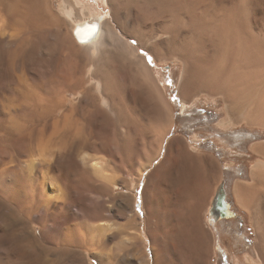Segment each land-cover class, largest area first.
I'll return each instance as SVG.
<instances>
[{
	"label": "rangeland",
	"instance_id": "rangeland-1",
	"mask_svg": "<svg viewBox=\"0 0 264 264\" xmlns=\"http://www.w3.org/2000/svg\"><path fill=\"white\" fill-rule=\"evenodd\" d=\"M77 1L89 11L106 16L109 21H112L111 23L114 22V12L124 10L119 4L121 0H114L111 6L105 0ZM128 1L125 0V3L127 2L125 8L128 14L130 13L128 32L133 34L135 26L141 24L140 29L144 30L142 37H145V44L153 45L162 42L159 45L161 57L158 58L144 48L139 40L130 38V42L139 47L138 53L145 57L151 68V78L143 72L139 73V77L145 87L157 97L159 89L167 104L163 106L161 123L152 116L149 107L142 99L137 80L127 68L128 60L124 58L127 53L123 49L125 54L118 44L117 47L114 46L112 44L114 40L109 38L108 34L104 40L108 37L113 42L108 40L107 45L103 43L99 50L90 48L89 50L87 45L75 38L72 23L67 22L70 30L68 37L62 39L57 31L54 33L52 31L51 34L46 33L45 37L42 35L43 38L40 39H44L43 42L40 39V41L37 40L40 45L37 42L25 44L18 38L8 37L9 31L14 28L10 29L6 25L8 21L5 18L6 35H2L4 39L0 36V42L6 41V45L3 44L0 47V133L6 134L14 128L18 129L17 127L23 130V117L19 119L22 121L21 125L19 120L11 116V110L15 107L21 109L38 106L40 97L55 89L57 91L55 101L61 103L63 101L62 87L72 89L79 84L83 90L91 89L90 95L94 94L95 96L92 97H96L95 101L92 99L93 102L86 103L85 107L89 105L87 109L98 108L105 113L104 121L107 120L112 124L114 132L109 137L115 138L113 142L117 141L122 149L117 158L114 157V149L106 140L110 132L103 128L90 129L88 131L90 135L85 129L87 136L84 138L87 139V143L74 147L76 158L87 176L82 174L80 176L77 172L73 174L75 179L73 195L76 199H85L90 208L89 217L85 215L70 221L67 212L62 210V203L67 199L69 190L53 175V172L49 174L48 180L45 182L41 180V189L44 193L46 191V196L54 198L50 200L51 202L43 201L41 205L52 206L55 202L52 206V209L56 207L55 211L58 210L54 213L55 219L40 223L38 219L40 214H31L30 208L28 209L27 197H24L23 201V205L26 202L27 207L14 206L0 194V264H171L170 253L175 244L182 245L187 252H196L195 240L197 243L198 239L203 245L200 252L207 264L262 263L259 246L264 245V196L245 198L247 200L243 203L235 188L237 183L254 184L252 171L264 158L253 150V146L264 143V126L249 124L246 121L232 123L227 112L228 101L223 93L211 94L204 90H195L185 97L181 92L185 71V61L179 49L181 37L178 36V40L176 37L173 38L176 42L171 40V44L169 41L171 35L167 33L168 26H173L174 28H170L172 30L177 27L175 23L176 26H174L170 17L173 9L168 8L167 5L156 8H154L156 5H153L152 8V3L148 4L143 0ZM261 1V7L264 8V0ZM47 2L55 13L61 14L63 0H47ZM147 4H151L148 8L151 7L153 10L148 9ZM1 25L4 26V24ZM165 26L167 31L164 30ZM117 30L124 34L123 26L117 27ZM144 33L147 34L144 35ZM2 39L4 41H1ZM19 41L24 44L21 45ZM38 48L41 49L38 51ZM120 49L122 53L119 52ZM149 57H151V63H149ZM110 59L113 60V64ZM96 60H99L98 63ZM95 63L97 66H102V68L99 67L98 72L105 75L106 79H110L112 75L120 80L121 85L118 88L121 89H118L117 94L115 93L117 96L115 106L113 96L111 100L105 97L106 93H101L103 83L100 84V93L96 90L95 86L99 78L94 75ZM104 64L109 67V69L107 67L108 70L115 72L108 71L111 74L108 75ZM110 66L114 67L110 69ZM74 83H76L75 86H73ZM68 95V100L74 98V103L80 102V95L75 96L71 91ZM137 109L147 117L139 122L141 137L135 145L130 124L135 121ZM73 114L69 109H65L64 115L57 117V126L53 125V129L39 138L40 134L37 133L35 136L37 140L34 139L33 144L31 142L30 151L28 150V155L26 153L22 160L39 157L37 154L44 151L47 154L53 152L52 161H54L57 156L55 151L61 144L57 130L61 132L65 127L70 128L69 130L73 132L70 131L69 135L74 137L76 127L78 130L85 121L83 119V121H74ZM97 117L93 116V120L96 121ZM101 120L103 121L101 117L97 119L98 122ZM170 125L171 128L164 135ZM84 134L81 132L76 136L82 137L81 135L84 136ZM176 137L184 141L189 151L195 154L208 152L212 155L220 172L219 180L212 188L204 215L201 217L190 216V214L180 215L179 221L172 216L171 209L173 204H180L187 200L181 201L177 197L176 194L179 192L177 183L168 178L163 167L168 160L173 159L174 153L169 151V141ZM40 153L39 155L43 154ZM85 157L86 161L83 160ZM96 162L103 164L104 170L95 169L93 164ZM13 164H7V166ZM115 184L119 185L116 189H114ZM172 194H175V197H171ZM219 194H223L225 200L232 204L236 217L223 218L213 223L209 213ZM149 198L152 201L150 216L146 207ZM191 201L194 202L196 199ZM78 205L73 202L70 208L76 216L82 215ZM182 205L184 204L174 207L183 209ZM27 210L30 211L27 212ZM187 220L190 221L189 224H186ZM77 226L85 236L87 235L88 243L76 241L79 234ZM183 227L186 228L182 229ZM187 231L195 234L185 237L174 236L186 234ZM261 233H263L262 236ZM187 237L192 239L188 243L185 239ZM36 238L39 243L35 242ZM260 238L262 239L259 240ZM91 240L96 243L89 244Z\"/></svg>",
	"mask_w": 264,
	"mask_h": 264
},
{
	"label": "bare ground",
	"instance_id": "bare-ground-1",
	"mask_svg": "<svg viewBox=\"0 0 264 264\" xmlns=\"http://www.w3.org/2000/svg\"><path fill=\"white\" fill-rule=\"evenodd\" d=\"M105 1L111 6L114 0H105ZM143 1H145L148 4L149 2L152 3L151 6L152 8L153 5H156L154 8L167 5L168 8L173 9L170 12V17H172L171 20L172 23L177 24V27H175V29L172 30L170 28L173 26L170 27L167 24L166 25L168 26L169 29V32L167 33H170L169 35H171V37L169 38L170 43L171 40L175 41L176 39L178 40V38L181 37V47L179 49H181L182 57L185 61V71L183 76L184 78L181 83L182 94L186 97L195 90H204L211 94L223 93L228 101L227 112L231 117L230 121H232V123L246 121L249 124L264 126V8L261 7L262 1L261 0H147V1L143 0ZM143 1L142 3L144 5ZM128 2L130 3V1ZM119 4L121 8L122 7L124 8V10L118 12L115 11L113 14L114 22L111 23L112 21H109L106 16L100 15L97 12L89 11L85 6L79 4L77 0H63V2L61 3V14L59 12L55 13V11L51 9L47 0H0V36L3 38L2 35H6L7 28L5 26L8 25L10 29L14 28L13 29L14 32H12L13 31L12 29L11 31H9L10 34L8 37H14L15 39L18 38V40L23 41L25 44H32V43L35 44V42L39 44L40 40L41 42L44 41V39H40L43 38L42 35L45 37L46 33L51 34L52 31L53 33L57 31V34L59 36H62V39L68 37L70 35L69 32L70 30H69V24L67 25V22L68 23L71 22L72 23L71 26L75 38L80 42H83L84 45H87L88 49L90 48L93 50H99V48L102 47L103 43L105 45L108 42L109 40L108 37H106L107 39H105L107 41L104 42L105 41L104 37L108 34L109 38L111 37L112 40H114L115 44L111 39L109 41L110 42L112 41L113 42L112 44L114 46L116 45V47L118 44L119 48H121L122 51L124 49L125 52L127 53L126 54L123 51L126 54L125 55L123 53V56L125 55L126 57L124 56V58L128 60L127 68L131 70L130 72L132 76L135 77V79L137 80V84L139 85V91L140 94L142 95V99L144 103L149 107L152 116L156 119V121L161 123L160 121L162 119L163 106L165 107V105L167 104L163 99L159 89H158V97H157L154 93H152L145 87L141 77H139V73L143 72L149 75L151 78V74H152L151 68L149 67L145 57L138 53L139 47L133 45L130 42V38L134 37L135 39L139 40L141 45H144V48H146L149 52H151L158 58L161 57L160 56L161 52L159 51V45H161L162 42L153 45H149L147 43L145 44L144 41L145 37L144 38L142 37V33L144 30L142 31L140 29L141 24L137 27L135 26L133 34L131 32H128L130 13L128 14L126 10L127 8H125L127 2L125 3V0H121L119 1ZM148 4H147V8L151 5ZM163 11H165V9ZM5 18H7L8 21L7 24L5 23ZM145 20L143 22H145ZM1 24H4V26ZM115 24L117 25L116 27ZM175 24L174 26H176ZM120 25L123 26V29L125 30L124 34L117 30V27H121ZM165 28L166 26L164 27V30ZM168 29H166L165 31H167ZM43 32L45 33L43 34ZM93 32L94 35L92 36V38H89ZM145 34L147 33H144V35ZM175 37L176 39H173ZM3 39L1 41H4ZM5 42L4 43L0 42L1 43L0 47L3 44L6 45ZM23 42H20V44L22 45ZM36 47H38V45H36ZM40 49L38 48L37 50L39 51ZM121 49L119 50V52H121ZM30 51H32V49H30ZM33 51L35 50L33 49ZM111 62L113 64V60H111ZM100 66L101 65L97 66L96 63L93 66V70L95 72L94 75L99 78L95 86L96 90H98L99 92L101 87L100 84L103 83L102 85L103 91H101V93L102 92L106 93L105 97H107V99L110 98L112 100L114 97L113 105L115 106L116 104L115 101L117 99L115 98L117 97L115 93L117 94V91L119 89L118 87L119 85H121L119 84L120 80L114 78L110 73L115 71L108 70L109 67L107 66L108 67L107 69L106 65L104 64L107 70V72L106 70L105 72L108 73V71H110L108 75L109 74L111 75V77L108 76L110 77V79H106L107 77H104L105 75H102L101 73L98 72V70H100L99 68ZM113 67L114 66H112L110 69H112ZM97 72L99 73V75L97 74ZM138 77L140 79H138ZM61 84L65 86V84L63 83ZM75 84L76 83H74L73 86H75ZM62 89L63 91L61 90L62 91L61 97L63 101L60 100L62 101L61 103H56L55 101L54 97H55V93L57 92L55 89L53 92L51 90L46 92L45 95L41 96L38 106L37 105L34 107L28 106L21 109H17L16 107L15 108L13 107L14 109L11 110V116L13 115L12 117H14L17 120H19L20 117L21 118L23 117L24 119L23 125H22V121L20 120L19 121L21 122V125L24 128L22 130V128L17 127L18 129L19 128L20 129L18 130L14 128V130L12 129V131L11 130L9 132L7 131L6 134L0 133V184H1L0 194L3 195L6 198V200L14 206L27 207L25 205L26 202L23 205L24 197L25 198L27 197L26 199L29 200L28 203L26 204H28V209L30 208L31 210V211L27 210V212L30 211L32 212L31 214H36V213L40 214L38 218L40 223L42 221L44 222L50 219L51 220L55 219L54 213L58 212V210L55 211V209H57L56 207L52 209V206H54L53 204L55 202H53L52 206H49L48 204L41 205L43 201L51 202L50 200H53L54 198V197L50 198L46 196L45 194L46 191L44 193V191L41 189V180L43 179L44 180L43 182L48 180L47 178L50 176L49 174L52 172L53 175H55L57 179L62 181L65 187H67V189L69 190L68 193L69 195L67 196V199L62 203V210L67 212V216L70 217L69 218L70 221L71 219H76V220L78 218L80 219L85 215H87V217L90 216V208L87 205L85 199L83 198L76 199L74 198L73 195V184L75 180L73 174L77 172L80 176L81 174L82 176H87V173L85 172V170L81 169V165L76 158V155L74 153V147L82 143L83 144L87 143V139L84 137L87 136L88 133L90 135V132H88L90 131V129L94 130L96 128H103V130L110 132V134L108 133L109 135L107 136L106 140L108 141L110 146L113 147L114 149L113 150L114 157L116 156L117 158V156L120 154V150L122 149L121 145L117 141L113 142V140H116L115 138L109 137L114 132L112 131L113 130L112 124L110 122H107V120L104 121V118L106 117L105 113L99 111L98 108L95 110L87 109L88 107H90L89 105L87 108L85 107L88 104V102L90 103L93 102L92 99L95 101L96 97L95 98L92 97L94 94H92L91 92L92 96L90 95L91 89L83 90L79 84L75 87H72V89L69 87L68 88L62 87ZM70 91L75 96L76 95L81 96L79 103H74V98L68 100L67 96H69L68 92ZM126 96L128 97V95ZM65 109H69L71 111V114L72 112L74 113L72 115L74 121L77 122L82 119L85 120L84 123L81 124V128L77 130L76 127L75 134L77 135L81 132H83L84 134L85 129L87 130L86 131L87 134L85 133L84 136L81 135L82 137H77L76 135L72 137L71 135H69V132L71 131L69 130L70 128L67 129L65 127V129L61 132L60 131L58 132L57 130L61 144L58 147V149L55 151L57 156L54 161H52V157L54 153L52 152L50 154H47L44 151H43L44 153L41 152L43 154L39 152L41 155H39V153L37 154L39 157L35 156L36 158L32 159L31 157L29 158L30 160L28 159L27 161H23L22 157L26 155L28 150L30 151L29 146L31 145V142L34 141L36 134L37 133L38 135L40 134L38 136L39 138L40 136L46 135L51 129H53V125H56L57 123V117L60 118V116H63ZM137 112L138 113L136 115V118L138 120H136L135 118V121L130 124V131L134 134L135 145H137L141 137L138 128L139 122L141 121V119L147 117L145 114L139 112L138 109ZM93 116L95 117L98 116L96 118V121L100 117L101 119H103V121L101 120V122L98 121L96 122L93 120ZM12 117L11 119H13ZM64 121H65V117H64ZM16 123H18V121ZM170 128L171 125L168 126V128L164 132V135L167 131H169ZM53 131L54 130H52V132ZM70 136L72 138H70ZM253 150L264 158V143H260L253 146ZM182 151L186 153L187 159L190 164L194 159L192 154L186 151V148L183 146H182ZM82 157L84 156L82 155ZM83 160L86 161L87 160L86 157L83 158ZM202 160L207 161L206 157L203 156L201 158V161ZM12 163L14 164L7 166V164L9 165ZM93 165L94 168L97 170H101V169L104 170V166L101 163L96 162ZM187 166L190 167L191 165H187ZM201 166L200 167L203 168V165ZM98 167H100V169H98ZM35 168L37 170H35ZM187 170L188 172H190L188 168ZM252 175L254 179V184L237 183L235 188L236 193L240 198V201H242L243 203L245 200L249 198L259 197L261 195L264 196V160L255 165L252 171ZM117 187H119V185L115 184L114 189H116ZM73 202L79 204L78 205L80 209L79 212H81L82 215L78 214L79 216H76V214L75 215L73 214L74 212L72 213L73 210H71L70 208ZM78 229L79 227L77 228V230ZM78 233L79 234L76 237L77 240L76 239L75 240L76 241L81 240L82 243H88L87 242L88 237H86L87 235L85 236L83 231L81 232L80 229L78 230ZM262 234L263 233H261L260 235L262 236ZM185 239H187L186 242L188 243L191 238L187 237ZM193 239H195V237ZM261 239L262 238H260L259 240ZM35 242L39 243L38 238L35 239ZM95 243L96 242L93 240L89 242V244H93V245ZM197 243L195 240L196 252L195 251L187 252L185 251L182 245L175 244L173 249H171V251L172 250L173 251L171 253L169 251L171 256V261H170L171 264H207L205 262L204 257L201 255L202 252H200V250L203 249V245H201L199 239ZM258 245H262V244H258ZM259 250L263 261L260 264H264V245L259 246Z\"/></svg>",
	"mask_w": 264,
	"mask_h": 264
},
{
	"label": "crops",
	"instance_id": "crops-1",
	"mask_svg": "<svg viewBox=\"0 0 264 264\" xmlns=\"http://www.w3.org/2000/svg\"><path fill=\"white\" fill-rule=\"evenodd\" d=\"M179 139L176 137V138H173L169 141V151L174 153V155H173L174 160L173 159L168 160L167 164H164V166H163V167H165L164 173H166L168 175V178L175 180L177 183V191H179L178 194H176L177 197L181 201L187 200L186 202L180 203V204H184V205H182V206H184L183 209H177L176 207H174L176 205H180L179 203L173 204V207L171 209V214L178 221L180 220V217H179L180 215H186L187 216L188 214H190V216H200V217L204 215V213L206 212V210H205L206 206L208 205L209 197H210L211 192H212V188H213L214 184H217L219 177H220V172L217 169L215 159H214V157H212V155H210L208 152L195 154L192 151H189V149L187 148V146L185 145L184 141L181 138H179ZM182 145H184L183 147L186 148V151L191 153L193 158H194L190 164H189V161L187 159L186 153L184 151H182ZM202 156L206 157V160L208 162L204 161V160L201 161ZM202 162H203V164H202ZM187 165H191L192 167L191 166L189 167ZM201 165H203V168H201L202 167ZM205 165H206V167H205ZM186 166L190 172H188ZM203 169H204V171H203ZM198 176H199V178H198ZM203 186H205V187H203ZM158 187H160V186H158ZM151 193L152 192H150V195H151V197H153V194H151ZM186 195H187V197H186ZM171 197H175V194H172ZM149 199L150 200L148 201L146 206H147V211H148L149 216H150L151 205H152L151 202L152 201H151V198H149ZM192 199H196V201L192 202L191 201ZM211 206L209 207V210L211 209ZM189 222L190 221L187 220L186 224H189ZM150 228H152V227L150 226ZM184 228H186V227H183L182 229H184ZM194 234L195 233H193V232L190 233L187 231L186 234L174 235V236L185 237V236H193Z\"/></svg>",
	"mask_w": 264,
	"mask_h": 264
},
{
	"label": "flooded vegetation",
	"instance_id": "flooded-vegetation-1",
	"mask_svg": "<svg viewBox=\"0 0 264 264\" xmlns=\"http://www.w3.org/2000/svg\"><path fill=\"white\" fill-rule=\"evenodd\" d=\"M211 210L209 217L213 223L223 218L236 217V213L232 209V204L225 200L223 194L217 195Z\"/></svg>",
	"mask_w": 264,
	"mask_h": 264
},
{
	"label": "water",
	"instance_id": "water-1",
	"mask_svg": "<svg viewBox=\"0 0 264 264\" xmlns=\"http://www.w3.org/2000/svg\"><path fill=\"white\" fill-rule=\"evenodd\" d=\"M94 35V32L90 35V37L89 38H92V36Z\"/></svg>",
	"mask_w": 264,
	"mask_h": 264
},
{
	"label": "snow or ice",
	"instance_id": "snow-or-ice-1",
	"mask_svg": "<svg viewBox=\"0 0 264 264\" xmlns=\"http://www.w3.org/2000/svg\"><path fill=\"white\" fill-rule=\"evenodd\" d=\"M152 61H151V57H149V63H151Z\"/></svg>",
	"mask_w": 264,
	"mask_h": 264
}]
</instances>
